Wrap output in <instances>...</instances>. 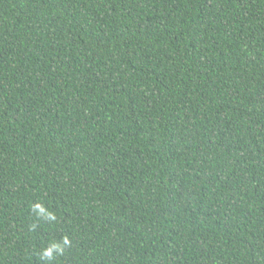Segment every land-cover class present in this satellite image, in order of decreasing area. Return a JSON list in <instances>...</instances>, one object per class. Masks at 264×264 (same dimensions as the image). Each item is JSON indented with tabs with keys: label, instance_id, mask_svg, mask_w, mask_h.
<instances>
[{
	"label": "trees",
	"instance_id": "trees-1",
	"mask_svg": "<svg viewBox=\"0 0 264 264\" xmlns=\"http://www.w3.org/2000/svg\"><path fill=\"white\" fill-rule=\"evenodd\" d=\"M64 236L48 264H264V0H0V264Z\"/></svg>",
	"mask_w": 264,
	"mask_h": 264
},
{
	"label": "clouds",
	"instance_id": "clouds-1",
	"mask_svg": "<svg viewBox=\"0 0 264 264\" xmlns=\"http://www.w3.org/2000/svg\"><path fill=\"white\" fill-rule=\"evenodd\" d=\"M31 212L40 219L47 221H55L57 215L55 211L46 207L42 202H34L31 204ZM32 230H35V225H32ZM71 244L70 239L67 236L62 238V242L51 243L47 247L43 248L40 254V259L48 264V262L53 261L58 254H62L67 246Z\"/></svg>",
	"mask_w": 264,
	"mask_h": 264
}]
</instances>
